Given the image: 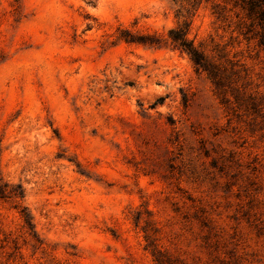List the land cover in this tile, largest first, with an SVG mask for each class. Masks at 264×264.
Segmentation results:
<instances>
[{
  "label": "rangeland",
  "instance_id": "rangeland-1",
  "mask_svg": "<svg viewBox=\"0 0 264 264\" xmlns=\"http://www.w3.org/2000/svg\"><path fill=\"white\" fill-rule=\"evenodd\" d=\"M179 8L0 0V179L24 190L0 199V264H264V109L171 43ZM233 8L204 0L189 39L264 107V51Z\"/></svg>",
  "mask_w": 264,
  "mask_h": 264
},
{
  "label": "trees",
  "instance_id": "trees-1",
  "mask_svg": "<svg viewBox=\"0 0 264 264\" xmlns=\"http://www.w3.org/2000/svg\"><path fill=\"white\" fill-rule=\"evenodd\" d=\"M176 4H179V9L177 10V16L183 19L181 23L178 24L177 28L169 33V40L171 43L182 52H185L194 65L199 71L207 74L209 80L215 86L219 94L223 95V99L227 103H231V97L228 95L229 90L232 92L231 96L236 100V103L240 101H246L249 103V109L253 110L255 114H258L261 109L259 108L258 98L254 93H248L249 82L242 83L241 87H233L231 84L227 85V79L242 78V70L237 68L239 65L229 60L225 54L221 58H225V65L222 63H217L213 61L201 47H197L194 41L189 39V34L192 25V19L199 11L204 0H173ZM209 1V0H206ZM233 3V9H240V13L243 14V18L238 20V28L241 34L249 41H255L256 46L264 51V0H229ZM233 9L230 10L233 11ZM228 9L221 4H215L212 7V14L216 17L217 21L228 22L232 24L229 20ZM240 13H237V18L240 17ZM230 26V25H229ZM154 38H152L153 40ZM145 43H147L145 41ZM155 40L151 41L150 44H155ZM230 65V68L229 66ZM245 72V77L248 78V73ZM234 80V79H233ZM238 84V81H235ZM242 88V89H241ZM1 144V140H0ZM18 191L11 188L8 184H3L0 179V199L3 198H15L23 199L24 190L21 186H18ZM25 219L28 223L31 220L25 214ZM156 262L158 264H164L159 257H156L154 253Z\"/></svg>",
  "mask_w": 264,
  "mask_h": 264
}]
</instances>
